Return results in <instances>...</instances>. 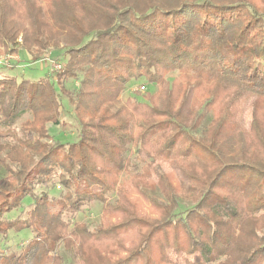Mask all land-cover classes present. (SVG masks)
I'll return each mask as SVG.
<instances>
[{
    "label": "trees",
    "instance_id": "obj_1",
    "mask_svg": "<svg viewBox=\"0 0 264 264\" xmlns=\"http://www.w3.org/2000/svg\"><path fill=\"white\" fill-rule=\"evenodd\" d=\"M143 1L0 0V47L66 56L55 81L0 72V196L12 193L0 264H176L171 250L198 256L187 264L264 258V0ZM140 81L158 97L134 92L112 110ZM70 111L76 128L63 123ZM51 127L75 139L50 144ZM91 202L120 223L77 221ZM23 231L31 238L14 243Z\"/></svg>",
    "mask_w": 264,
    "mask_h": 264
},
{
    "label": "rangeland",
    "instance_id": "obj_2",
    "mask_svg": "<svg viewBox=\"0 0 264 264\" xmlns=\"http://www.w3.org/2000/svg\"><path fill=\"white\" fill-rule=\"evenodd\" d=\"M131 1H133V0H131ZM135 1H137L139 3H141V1L144 2L143 0H135ZM252 1L254 3H256V0H252ZM166 2L167 3L169 2L168 3L169 5H175L177 3L176 0H166ZM261 8H263V7H261ZM18 41H20V38H18ZM64 53L65 52L61 51L60 48L53 49L52 46H48L45 49L44 53H41L40 55H37V57H35L34 54L29 55L27 52H25L20 47L15 49V51L14 50H8V48L0 47V58L2 60H6V64L3 66H0V72H3V74L16 76L19 79L24 78V79H28L31 81H35V80L42 78V77H46V78H49L50 80L55 81V80H57L56 75H58V73L65 68V67H63V63H62V57H66ZM60 58H61V60H60ZM8 66H9V68H8ZM171 74H175V73H171ZM58 80H59V78H58ZM168 82H167V85L170 84V81H168ZM171 84H173V82ZM76 87H78V86L76 85ZM157 90L158 89L156 88V86L145 83V81H140L138 83H132L118 97L119 102L114 105L112 110L119 108V106L125 101L127 96H134L135 95L134 92L139 93L138 95L143 94L145 96H147L146 93L147 94H153L154 92H156L155 97H158L159 93ZM137 97H140V96H137ZM195 97H196V91L195 90L189 91L188 95H187V102L193 101L195 99ZM249 100H250L249 102H247L246 104L243 105L242 112L240 115L241 121L238 122V124L244 128H248L250 121H251V110H252L251 104H252L253 98H250ZM62 102H63L64 110H67V100L63 99ZM156 103L158 104V100H156ZM71 111H70V114H72V112H73V111L72 112ZM73 115H74V113L72 114V116H68L67 113L64 112V117L62 116L63 123L64 124L68 123L69 126H71V127L74 126V128H76L75 119H74ZM20 123H21L20 121H17V126H19ZM65 128L68 129L67 127H65ZM58 130L59 129L55 128V127L50 128L51 137L49 139H47L48 143H50V144H64L66 142H72L75 139L76 131H74L73 133L70 134L65 129H62L64 131V133L61 131L59 132ZM153 165H154V167H157V168L163 170L164 172H170L173 170V167H174L172 164H170L166 161L163 162V161H159V160L155 161ZM152 177H156V176L153 175ZM123 181L126 183V185L128 184L127 185L128 187L131 186V184H130L131 180H129L127 178V176H125L123 178ZM16 184L17 183L15 182L14 185H16ZM50 184H51L50 188L52 187V190L50 191L49 198L50 199H56L57 193L62 191V186L60 188L57 187L58 183L54 179H52ZM52 184L55 186V188H53ZM126 185H124V186H126ZM37 187H40V186L35 187V193H38L39 188H37ZM150 187H152V186H149L147 188L149 189ZM11 197H12L11 191L2 190V196H0V204L3 203L4 200H10ZM27 201H28V197H27V199L23 200L22 206L27 205L28 204ZM101 207H102V205L98 202H91L87 205H84L81 213H78V215L76 216L77 217L76 220L79 222L86 221V223L88 224L89 227H91V229L94 228L95 226L106 227V226H109V225H112L115 223H120L119 222L120 220L117 217H112V215H110V213L109 214L103 213L101 210ZM23 209L25 210L26 208H23ZM19 210H21V209L14 210V211L10 212L8 214V217L16 216L19 213ZM140 210H142V211H140V215H143L145 217H150L153 219L157 217V215L155 213H153L154 211L147 209V207L144 206V204H142V209H140ZM149 210H150V215H147V214H149ZM29 238H31V234L29 232L23 231L22 233H19L14 238V243L18 244L20 242L27 241ZM6 243H8V242H6ZM128 245H129L128 242L124 244L125 247L129 248ZM1 247L2 246H0V250L2 251L3 249ZM4 253H8V252H4ZM125 254H126L125 251H120L118 255L125 257ZM170 257L176 264H187V262H189V261H197L199 259L198 256H195V255H188V254H186L184 256L178 255L177 253L173 252L172 250L170 251ZM64 259H65V264H82V262L80 260H78L77 257L72 258V257H70V255H67V254H64ZM259 262H260V264H264V258L261 259Z\"/></svg>",
    "mask_w": 264,
    "mask_h": 264
},
{
    "label": "built area",
    "instance_id": "obj_3",
    "mask_svg": "<svg viewBox=\"0 0 264 264\" xmlns=\"http://www.w3.org/2000/svg\"><path fill=\"white\" fill-rule=\"evenodd\" d=\"M6 64V60H2L1 58H0V66H3V65H5ZM8 68H9V66H8Z\"/></svg>",
    "mask_w": 264,
    "mask_h": 264
}]
</instances>
